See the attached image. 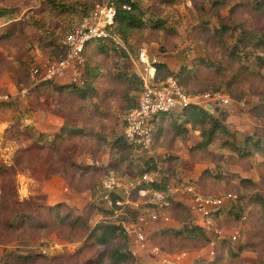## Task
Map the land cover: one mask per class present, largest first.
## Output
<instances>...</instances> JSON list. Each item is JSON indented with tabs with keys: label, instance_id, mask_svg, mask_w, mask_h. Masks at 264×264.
Listing matches in <instances>:
<instances>
[{
	"label": "rangeland",
	"instance_id": "rangeland-1",
	"mask_svg": "<svg viewBox=\"0 0 264 264\" xmlns=\"http://www.w3.org/2000/svg\"><path fill=\"white\" fill-rule=\"evenodd\" d=\"M101 1L0 0V88L7 95L6 99L0 100V210L13 202L7 199V195H14L16 202L11 208L19 213L25 210L37 213L40 219L48 222L43 228H26V232L0 230V243L14 241L9 246H0V264H108L99 258L101 246L88 240V232L99 222H114L120 217L128 223L134 220V216L131 212L119 215L124 212V206L118 211V216L108 210V215L113 216L108 217L102 211L106 206L96 191L99 180L96 181V174L92 173L96 170L81 171L71 163L77 160L79 164L86 165L90 154L100 157L105 145L91 134L86 137L64 134L58 138L54 135L60 132L62 125L97 132L111 141L122 134L127 110L136 103L141 89L134 77L136 72L139 73L134 62L140 45L147 46L149 52L174 70L185 89L187 84V87L204 91L202 81L206 86L208 82H217L215 86L221 87V93L229 96V103L233 105L238 102L232 101L225 88L237 94L238 89L243 91V104H235L233 109L235 119L224 121L238 132L232 137L235 144L239 145L246 135H260L264 142V117L251 112L264 104V69L259 71L254 58L243 53H236L233 60L228 57L230 46L242 28L255 25L264 28V17L260 13L255 14L253 6L254 3L260 4L258 8L264 10L261 0H249L251 5H245L246 0H227L220 15L224 17L229 12L235 20L222 21L241 28L234 30L232 36L227 35L222 42L218 41L219 44L209 43L210 40H205L202 33L215 34L213 29L220 25L215 14L210 15V6L200 20L198 14L191 12V0H133L145 9V23L151 28H148L144 40V32H138L142 33L138 36L130 35L127 39L117 32L112 33V37L115 36L119 43L109 37L93 40L86 46V85L92 91L82 97L80 89L56 92L46 86L47 82L32 85L28 77L29 60L36 55L57 56L62 51L60 44L64 33L80 18L82 8ZM234 2L236 5L231 7ZM13 17L15 20H11ZM207 44L212 45L210 49L214 55H207L210 52ZM241 63L248 66L251 75L243 84L227 86L230 76L238 80L237 66ZM209 64L212 67L207 69ZM23 89H27L24 96L21 95ZM37 123L38 130L45 126L44 132L37 130ZM225 139L232 140L229 135L219 132L207 150L188 149L189 152L185 153L171 150L170 145L163 142L158 153L155 152V159L160 167L168 168L173 183L180 179L190 180L210 197L230 192L238 194V201H224L216 216L221 226L229 233L238 231L239 237L232 243L217 240L211 253L204 232L190 229L189 209L184 200H179L181 203L174 204L173 215L170 212L167 221L164 217L168 216V210L156 211L161 222H158V232L164 231L160 237L152 230L148 232L162 250L161 256L184 251L188 256L182 264H264V208L254 200L255 196L264 199L263 156L255 151L244 157L238 156L231 152L232 149L222 147ZM197 142L193 140L192 146ZM162 153L171 156L170 160L167 158L164 162ZM123 154L126 157L124 166L129 164V172L125 171L133 175L143 170L141 163L149 156L131 148L128 153L123 150ZM51 162L54 163L46 169V164ZM123 169H107L102 176L111 171L124 175ZM38 170H42L39 175L36 174ZM50 172L61 173V182H40L45 181ZM241 176L253 183L240 182ZM90 191L96 194L91 195ZM32 192L38 197V203L29 199ZM133 198L136 197L133 195ZM47 206H53V214L47 211ZM68 212L70 215H66ZM175 221L179 223L178 227L173 226L177 224ZM154 224L151 223L149 228H156ZM115 245L129 252L132 248L129 239L121 238L110 243V246ZM26 254H40L42 257L27 263L16 260L17 255ZM133 256L135 263L132 264H163L161 259L145 253Z\"/></svg>",
	"mask_w": 264,
	"mask_h": 264
},
{
	"label": "built area",
	"instance_id": "built-area-1",
	"mask_svg": "<svg viewBox=\"0 0 264 264\" xmlns=\"http://www.w3.org/2000/svg\"><path fill=\"white\" fill-rule=\"evenodd\" d=\"M129 9V6H123ZM115 8L107 4H96L94 9L73 23L61 39L60 48L64 50V56H33L28 63V77L32 85L47 81H65L77 87H84L87 79L85 67L87 59L85 48L93 40H105L112 37L111 27L114 24ZM115 43L119 40L112 37ZM136 64L141 79V89L135 107L126 115L123 128L125 142L134 151H139L155 159L153 138L155 125L153 119L162 113H170L176 109H182L190 102L201 103L205 108L215 105H227L229 96L221 92H204L195 96H188L178 81L168 76L163 81L156 80V63L158 57L149 52V48L140 45L135 55ZM27 89L21 90V95L26 94ZM0 88V100L6 99ZM243 102H240V106ZM168 154H163L166 159ZM155 171H144L134 177L119 176L113 171L100 177L98 181V198L116 214L124 206L139 210V198L147 197L154 207L140 210L132 222L124 223L131 243L130 253L137 255L145 253L147 256L161 259L163 264H182L188 256L186 252L165 254L150 239L149 225L159 221L156 211L168 210L172 201L184 200L193 218V223L202 227L208 235L210 252L216 246L217 240L234 242L238 237V231L229 233L218 222L216 213L219 212L223 202L229 200L236 203L239 199L236 193H227L219 197L206 196L201 189L190 180H183L182 184H171L166 190L153 189L150 185L157 178ZM169 220V215L164 217ZM44 252V250H43ZM161 256V257H160Z\"/></svg>",
	"mask_w": 264,
	"mask_h": 264
},
{
	"label": "trees",
	"instance_id": "trees-1",
	"mask_svg": "<svg viewBox=\"0 0 264 264\" xmlns=\"http://www.w3.org/2000/svg\"><path fill=\"white\" fill-rule=\"evenodd\" d=\"M191 1L193 3V9L191 10V12L198 14L199 15L198 17H200V20L202 19L201 17L205 13V11L206 12L208 11L207 7H209V6H210L209 7L210 8V10H209L210 15L214 16V14H215V17L217 18V20H220L219 23L221 26L219 25L213 29V32L215 34L209 35L210 33L205 31L204 30L205 28L202 27L203 30L205 31V32H202V33H204L203 35H205V40H206V38H208L210 40L209 43L217 42L219 44L218 41L222 42V40L225 37H227V35L232 36L234 30L241 28V27H238L237 25L230 26V25H228V23H226V22L224 23L222 21V20H235L234 15L231 16V13L229 15V12H228L227 16L223 17L220 15V11L223 8H225V6L227 5V0H191ZM261 1L264 2L263 0H261ZM236 3L237 2H234V4H232L231 7L236 5ZM244 3H245V5H251L249 0H246ZM259 3H261V2H259ZM95 4H107V5H111L115 8L116 13H115V18H114V24L111 27V33H117L118 32L123 39H127L130 35L131 36L132 35L138 36V35L142 34V33L138 34V32H144L143 40L146 39L148 28H151V27L148 26L147 23H145V20H146L144 18L145 9L143 7H141L140 5H138L137 3L133 2V0H103L101 2H96ZM95 4L91 5L88 8H82L80 18L83 15L89 14L94 9ZM125 5L129 6L130 8L127 9V8L123 7ZM237 5H239V4H237ZM259 5L260 4H256V5H255V3L253 4L254 11H255L254 13L255 14L260 13L264 17V10L263 9L260 10V8H258ZM230 11H233V10L230 8ZM80 18H78V20ZM78 20H76L75 22H77ZM151 25H153V24H151ZM155 25H157V23ZM242 29L240 30V34H238V35L236 34L235 41H234V43L231 44L230 50L228 53V57L230 59H232V58H234V55H236V53L237 54L240 53V55L243 53V54H245L246 57L252 56L255 60L256 68L259 69V71H261L264 69V28H262V27L260 28L259 26L255 25V26H251L248 29H243V31H242ZM134 31H137V32H134ZM135 33H137V34H135ZM224 33H225V35H224ZM214 37L216 39H214ZM211 46H209V44H207V48L210 51L207 53V55H210V54L214 55L212 50L210 49ZM63 56H64V50H62L57 55V57H59V58H61ZM204 57H207V56L205 55ZM235 57L238 58V56H235ZM211 67H212V64H209L207 69H210ZM156 69H157V73H156L157 82H159V81L161 82L164 79H166L168 76H172L178 81L179 85L183 88L184 92L188 96H195V95H199V94L204 93V92H215V91L216 92H222L220 90L221 87L215 86V84L217 82L216 83H210V84L208 82L207 83L208 85L206 86L204 81H202L201 85L204 86V87H202L204 91H200V88H191L190 86L187 87V84H186L187 89H190V90L194 89V90L189 91V90L185 89V87H184L185 85L183 83L181 84L179 78L177 77V73H175L174 70L170 69L165 62L160 61L159 58H158V62L156 63ZM237 72H238L237 76H239L238 80H236L235 77L233 79L232 78L233 76H230L227 80V86H229L230 84H235V86H238L239 84H243V81H245L246 78H248L251 75L250 71L248 70V66H245L242 63L239 66H237ZM134 77L138 79L139 86L141 88L142 82H141V79H140L137 72H136V76H134ZM201 78H204V75H201ZM231 79H233V81H231ZM212 81H214V80H212ZM52 82L53 81H47L46 84H48L47 86H49L51 89H53L56 92H62V91H66V90H67V92L70 90L71 91L72 90L77 91V89H80L79 92H80L81 96L84 97L88 92L92 91V88L90 86L87 87V85L84 87H77V86H75L73 84H69V83L53 84ZM218 84H220V83H218ZM225 90L230 94L232 101H236V102H238V104L242 101L243 97L245 96V93L243 91L241 92L239 89H238L239 94L234 93L231 90H228L227 87L225 88ZM73 93H75V92H73ZM136 103H137V101H136ZM136 103L132 104L130 106V108L127 110V114L133 107H135ZM180 110L181 111L175 116L171 115L170 113H162V114H158L153 119V123L155 125V128L157 127L155 129V133H154L153 144L156 143L158 136L161 135L163 133V131L165 130V127H163L162 125H160L158 123L162 119L168 117L169 114H170V118H172V120H173L169 123L170 130L174 131L176 134L180 135L182 133L187 132L188 128L183 126L184 123H190V125L193 129L199 130L198 142L195 146L190 147L191 150H196V148L199 151L200 150H202V151L207 150L206 147H208V145L215 140L216 135L219 134V132H224L225 136L229 135L232 139L233 134L227 129L225 124L222 122L221 116L218 113L211 114L210 110L205 108L203 104L190 102L188 105H186L184 108H182ZM251 112L253 115L255 114L256 116L258 115V116L264 117V104H262L260 106H256V108H254ZM175 120H177V121H175ZM64 134H67L69 136H72L74 134V135H79V136H83V137H86V136H88V134H91V135L97 137L98 141L101 140V142H99L100 144L109 145V143H110V150L112 152L111 155L114 157V159H116L118 161V163L120 162L119 166H116L117 169L118 168L120 169V167H123L122 165L124 164V161H126V160H124V159H126V157L123 154V150H126V153H128L130 148H131L125 142L124 137H123V132H122V134H120V136L117 139L110 141V142H107L106 137L101 136L97 132L94 133L92 131H86L83 128H77V127H70V126L62 125L60 128V132L56 133L54 136L58 138ZM222 147H228L230 150L232 149V151H235L238 154V156H241V157H244L248 153L255 151V152H257L263 156V160L261 161V164L264 166V142H262V138L260 137V135H256V136L255 135H246L243 143L239 144V145L235 144L233 139L232 140L225 139L222 141ZM142 153L144 154L145 152L142 151ZM170 157L171 156H169L167 158L169 159ZM162 158H163V156H162ZM129 161H131V160H129ZM163 161L166 162L165 159ZM71 163H73L74 166H76L78 168V170H81V171L82 170L86 171L90 167L89 165H81L78 162H74V161ZM141 164H142L143 170L140 173H138L137 175H140L144 171H155L158 173L157 178L150 185V187L153 189H158V190L164 191L171 184H182V182L184 183V181L181 179L177 180L175 183H173V181H171V178H170L171 174L168 172L169 171L168 168L166 167L164 169L165 166L160 167L159 165H157L156 161L151 157H148L147 160L145 162H142ZM128 166H129V164L126 167H123L124 169L122 172L128 174L129 177L137 176V175H133V173L129 174L126 172V171L129 172V168H127ZM117 175L123 176L122 174H118V173H117ZM240 182H242V183L249 182L250 183V181L247 178H242V177L240 178ZM252 183L253 182H251L250 184H252ZM96 188H97L96 191L98 194L99 189H98V187H96ZM90 192H91V195L96 194L94 191H90ZM134 196L136 198H139V201L141 202L139 210L131 209L127 205L123 209L124 212L118 213L119 215H121V214L125 215L126 213L131 212V214H133V216L135 217L139 213L140 210H144L147 207H150V208L154 207L153 203L150 202L147 197L140 198V197L136 196L135 194H134ZM254 200H255V202H258V204L261 207L264 208V199L262 197L255 196ZM180 203L181 202H179V201H172L170 207L168 208V215L170 212L173 215V211L175 210L174 204H180ZM128 208H130V209H128ZM53 210H54L53 206H47V211H49L51 214H53V212H51ZM108 210L111 211V213L114 216H118V214H115V212L112 209H108L106 207L104 209H102V211H104L108 217L112 218L113 216L108 215ZM66 215H70V213L68 212ZM17 217H18L17 218L18 220H16L15 224L9 223L10 222L9 220L6 223L4 222L3 219H2V221L0 220V226L10 227L9 228L10 230H17L21 227L22 223L28 224L27 228H33V229L40 228V227L43 228V227L48 225L47 224L48 222H45V220L37 219L36 216L31 215V214L26 213V212L18 213ZM117 219H120V220L117 221ZM63 220H65V219H63ZM124 223H125V221L123 220V218L117 217L114 222L102 221V222L95 224L92 227V229L88 232V235H87L88 240L91 241L95 245L101 246V250L98 252L99 258L101 260L104 259L106 263L108 262V264H127V263L132 264V263H135V258L129 251L123 250L120 247V245L110 246V243H114L115 240H118L121 238L124 240L129 239L128 232L124 226ZM190 226H191L190 227L191 230H194V228H195V229H198V230H201L202 232H204V230L202 229L201 226L195 225L193 223V218L191 216H190ZM179 231L180 230H177L176 233H179ZM22 232H26V228H24V231H22ZM161 232L163 233L164 231H161ZM160 233L155 232L154 235L159 236ZM204 235L206 236V239L209 240V237L205 232H204ZM164 237H166V235ZM150 239L153 243H155V241L153 240L154 238L150 237ZM224 242L231 243L227 240L222 241V243H224ZM155 244H157V243H155ZM9 255L12 256L14 254L10 253ZM36 257H42V256H40V254H35V255L34 254H26V255H22V256L17 255L16 260L19 263H27V262L32 261Z\"/></svg>",
	"mask_w": 264,
	"mask_h": 264
},
{
	"label": "crops",
	"instance_id": "crops-1",
	"mask_svg": "<svg viewBox=\"0 0 264 264\" xmlns=\"http://www.w3.org/2000/svg\"><path fill=\"white\" fill-rule=\"evenodd\" d=\"M188 1V0H187ZM188 6H190V2L188 3ZM203 19V18H202ZM201 19V20H202ZM213 19V18H212ZM11 20H15V17H13V19H11ZM11 20H9V21H11ZM75 23V22H74ZM6 24V23H5ZM53 84H58L57 83V80H55V81H53L52 82ZM60 84V83H59ZM47 86V85H46ZM49 87V86H48ZM47 87V88H48ZM49 89H51V88H49ZM236 102V101H235ZM235 104L236 103H234V105L233 104H231V103H229V104H227V105H219V109H221V110H223L224 111V115H222V114H220L219 112H216V113H218L220 116H221V119H222V117L224 118V120L226 121V122H230V120L231 119H235V116L233 115V109H234V106H235ZM238 104H236V106H237ZM240 105V104H239ZM238 105V106H239ZM181 110L179 109H177V110H174V111H172V113L170 112V114L171 115H173V116H175V115H177L179 112H180ZM211 113V112H210ZM170 114L168 115V117H166V118H164V119H162L158 124H160V125H162L163 127H165V130L163 131V133L161 134V135H159L158 136V139H157V141H156V144H155V152L156 153H158V151H159V149H161V147L159 146V145H161V146H163V142H167L170 146H168V147H170V149L171 150H174V151H177V152H179V153H185L186 151H188L189 152V150L190 151H193V150H191L190 149V147L193 145L192 143H193V140H195V141H198V139H199V137H198V134H199V130L198 129H193L192 127H191V125H190V123H184V125L183 126H185L186 128H188L187 129V132H185V133H182V134H180V135H176L175 134V132L174 131H171L170 130V127H169V123L171 122V121H173L172 120V118H170ZM211 114H215V113H211ZM224 120H222V122L225 124V126L227 127V129L233 134V135H235V136H237L238 135V132H235L234 130H233V127L231 128V127H229L228 126V124L227 123H225V121ZM175 121H177V120H175ZM183 121V120H182ZM36 126H37V130H38V128H39V126H38V123L36 124ZM189 130V131H188ZM39 132H44L45 131V126L44 127H42V129L40 130H38ZM193 133V134H192ZM193 135H195V137H193ZM103 137H105V136H103ZM168 137H170V138H168ZM176 138V139H175ZM192 138H194L193 140H192ZM106 139H107V142H110L111 141V139H108L107 137H106ZM173 140H178V141H173ZM244 141V140H243ZM243 141L240 143V144H242L243 143ZM179 144H178V143ZM166 146V145H165ZM27 147V146H26ZM167 147V146H166ZM189 149V150H188ZM185 150V151H184ZM231 152H235V151H231ZM101 153L102 154H100V157H99V155L98 154H95V153H91L90 154V156H89V159H88V162L86 163V165H89L90 167H89V169H91V170H96L95 172H92L93 174H96V181H98L99 179H100V177L102 176V172L104 171V170H107V169H112V170H116V166H119V164L120 163H118V161L116 160V159H114V157L111 155V150H110V143H109V145H105V147H104V150L103 151H101ZM164 153V152H163ZM163 153L161 154V156H163ZM235 154L237 155V153L235 152ZM157 155V154H156ZM159 157V156H158ZM40 158V161L41 162H43L44 161V158H42L41 156L39 157ZM72 160V159H71ZM40 161L38 162V163H40ZM48 161V160H47ZM77 162V160H72V162ZM38 163L35 165V169L37 170L38 169ZM44 163V162H43ZM54 162H51L50 164H46V169L49 167V165H51V164H53ZM125 164V163H124ZM124 164L122 165L123 167H125L124 166ZM40 166V165H39ZM44 166V165H43ZM123 167H120V168H123ZM43 168V167H42ZM39 169H40V167H39ZM44 169V168H43ZM42 170H38L37 172H36V174H38V172H41ZM48 174V176H46L45 177V181L43 180V181H40V182H45L46 184H49V183H53V182H55V183H58V182H61V180L63 179V177L61 176V174L60 173H52V172H50V173H47ZM39 175V174H38ZM43 175V174H42ZM92 176V175H91ZM121 176V175H120ZM123 177H129L128 176V174H126V173H124V175H123ZM242 178L244 177V176H241ZM95 181V182H96ZM33 189V188H32ZM33 193V192H32ZM32 193H30V196H29V199L31 198V200H35V201H37V203H38V197L37 196H35L34 195V193L32 194ZM7 199H12V203L10 204L9 203V206H7L6 205V207H4V209L3 210H0V220L2 221V219L4 220V222L6 223L8 220L10 221L9 223H11V224H15V222H16V220H18L17 218V216H18V213L19 212H17V211H15L14 210V208H11L12 206L11 205H13V203L14 202H16V199H15V196L14 195H7ZM18 200V199H17ZM20 200L22 201V199L20 198ZM20 200H18V201H20ZM54 205V204H53ZM41 208H42V205H39ZM24 212H26V213H29V214H31V215H34V216H36L37 217V219H40L39 217H38V215H37V213L35 214L34 212H27L26 210L24 211ZM158 222L159 223H161L160 222V220L159 221H157V222H153L152 224H156V228H149V230L151 231H154V232H158L159 230L158 229H160L159 227V225H158ZM176 222V221H175ZM177 223V222H176ZM155 224L153 225V226H155ZM175 225V226H174ZM152 226V227H153ZM173 226L174 227H178L179 226V223H177V224H173ZM28 227V224H26V223H22V225H21V227L19 228V230L20 231H24V228H27ZM9 228L10 227H2V226H0V230L1 231H4V232H6L7 230H9ZM40 228H42V227H40ZM27 230V229H26ZM11 243H14V241H13V239H11V240H9V241H7V242H1L0 243V246H3L4 244L6 245V246H9Z\"/></svg>",
	"mask_w": 264,
	"mask_h": 264
},
{
	"label": "water",
	"instance_id": "water-1",
	"mask_svg": "<svg viewBox=\"0 0 264 264\" xmlns=\"http://www.w3.org/2000/svg\"><path fill=\"white\" fill-rule=\"evenodd\" d=\"M208 109L210 110L211 113L219 112L220 114L224 115V111L219 109V105H215L213 107H208ZM221 120H224V118L222 117Z\"/></svg>",
	"mask_w": 264,
	"mask_h": 264
}]
</instances>
